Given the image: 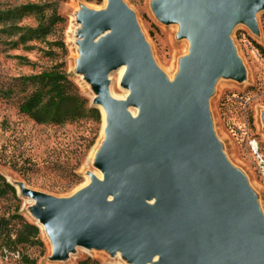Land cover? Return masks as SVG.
Instances as JSON below:
<instances>
[{"label": "water", "instance_id": "water-1", "mask_svg": "<svg viewBox=\"0 0 264 264\" xmlns=\"http://www.w3.org/2000/svg\"><path fill=\"white\" fill-rule=\"evenodd\" d=\"M158 12L182 21L192 44L183 78L171 85L157 68L134 15L122 0L91 14L84 64L103 86L126 63L127 102L99 96L109 112L101 155L106 180L72 200L31 194L53 235L57 258L79 245L128 244V255L148 264H264V225L240 178L227 168L208 131V97L217 76H244L230 36L239 22L255 26L264 0H162ZM112 34L94 44V36ZM129 104L141 109L133 121ZM115 198L108 201V196ZM157 199L155 204L151 203ZM57 217V219H53Z\"/></svg>", "mask_w": 264, "mask_h": 264}, {"label": "rangeland", "instance_id": "rangeland-1", "mask_svg": "<svg viewBox=\"0 0 264 264\" xmlns=\"http://www.w3.org/2000/svg\"><path fill=\"white\" fill-rule=\"evenodd\" d=\"M161 1L122 0L134 15L157 68L168 82L176 83L183 78L184 61L192 53V44L182 34V21H167L159 14L157 5ZM104 2L0 0V11L26 4L41 5L46 24L53 14L62 17L45 37L26 42L20 40L21 32L15 35L3 32L4 25L0 22V174L16 189L15 194L0 195V220L8 219L13 232L24 222L39 228L41 242L21 246L23 255L36 264H74L88 257L102 264H144L128 255L126 240L119 250L107 245L77 244L70 251V258L58 259L57 248L40 227L44 206L31 195L55 201L72 200L86 178L92 185L94 172L103 168L101 155L108 136H102L100 97L85 82L89 72L80 40L85 36L82 27L88 16L101 13L97 7ZM38 24L36 14H25L18 23L27 28H36ZM230 41L244 76L216 77L205 119L219 155L240 178L242 190L264 225V176L251 146L256 142L264 159V10L256 13L254 27L239 22ZM56 65L87 100V108L99 111V118L89 115L65 123H38L21 111V103L38 88L34 81L25 78ZM112 84L116 94L122 95L121 87ZM98 148L99 152L94 153Z\"/></svg>", "mask_w": 264, "mask_h": 264}, {"label": "trees", "instance_id": "trees-1", "mask_svg": "<svg viewBox=\"0 0 264 264\" xmlns=\"http://www.w3.org/2000/svg\"><path fill=\"white\" fill-rule=\"evenodd\" d=\"M102 0H97L100 3ZM25 14H36L39 16V24L36 28L21 27L18 23ZM43 7L39 4H26L20 8L5 9L0 11V22L4 25L3 32L11 35L21 32L22 42L40 39L50 33L51 27L62 20L57 14L48 18L45 23ZM26 31H23V30ZM23 31V32H22ZM38 85V88L31 93L20 105L21 111L28 114L38 123H65L83 119L89 115L100 117L97 109H88L87 100L78 93L76 86L66 72L56 65L53 68L42 72L39 75L26 77ZM5 95V92L3 93ZM8 192L16 193L15 187L0 174V195ZM39 228L31 223L24 222L16 232L10 225L8 219L0 220V251L4 248L9 251H19L20 258L6 264H21L23 261L29 264H36L34 260L23 255L21 246L26 244L40 243ZM74 264H102L90 257L80 260Z\"/></svg>", "mask_w": 264, "mask_h": 264}, {"label": "bare ground", "instance_id": "bare-ground-1", "mask_svg": "<svg viewBox=\"0 0 264 264\" xmlns=\"http://www.w3.org/2000/svg\"><path fill=\"white\" fill-rule=\"evenodd\" d=\"M104 4L100 7H97L98 10L107 12L110 8V0H104ZM89 27V22H86L85 25L83 24L82 29L84 31H87ZM111 31H105L102 34L98 36H94L93 42L94 44H98L103 38H106L107 36L111 35ZM87 34L84 36V38H81L80 43L87 41ZM129 67L126 63L120 65L118 68L113 70L107 78L108 84L107 86H103L100 82H98L95 78L86 77L85 82L89 85H91V89L94 93H96L98 96H103L104 94H108L109 97L116 101V102H127L130 95L132 94L133 90L131 89H123L122 83L128 73ZM113 83L118 84L120 89L123 91L122 95L116 94V92L113 90ZM171 85H174L175 80L170 82ZM100 109L103 116V125H102V136H107L108 129L110 127L109 125V112L106 109V107L103 104H100ZM126 111L130 114V117L133 121L139 120L141 116V109L139 107H136L132 104H129L126 108ZM100 148V147H99ZM98 149H94V153L99 152ZM92 153V152H91ZM96 180L100 182H104L106 180V173L104 170L100 169L96 172H94ZM90 179L89 177L86 178L85 183H83L81 186H79L75 193H79L83 189H85L87 186H89ZM115 197L113 195L108 196V201H112ZM157 202V199L155 198L151 203L155 204ZM46 210V207L44 208V211ZM54 220L57 219V217L53 218ZM40 227L44 231V234L48 238L49 242L52 244L53 247H55V241L53 235L47 230L46 224L40 220ZM70 258V254L61 260H66ZM148 264H162V259L159 255L154 256V258L148 263Z\"/></svg>", "mask_w": 264, "mask_h": 264}, {"label": "built area", "instance_id": "built-area-1", "mask_svg": "<svg viewBox=\"0 0 264 264\" xmlns=\"http://www.w3.org/2000/svg\"><path fill=\"white\" fill-rule=\"evenodd\" d=\"M252 149L255 152V154L258 157L259 164L261 166V172L264 176V159L259 153V147L256 142L252 143ZM20 258V252L19 251H9L8 249H3L0 251V264H6L10 261L18 260Z\"/></svg>", "mask_w": 264, "mask_h": 264}]
</instances>
